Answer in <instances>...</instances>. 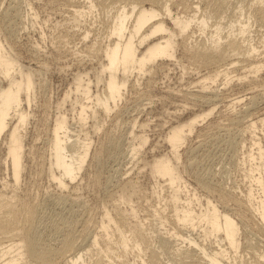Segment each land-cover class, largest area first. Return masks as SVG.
<instances>
[{"label":"rangeland","instance_id":"374dc122","mask_svg":"<svg viewBox=\"0 0 264 264\" xmlns=\"http://www.w3.org/2000/svg\"><path fill=\"white\" fill-rule=\"evenodd\" d=\"M201 1L203 10L198 13L197 18H207L209 28L202 31L194 22L187 32L185 42L190 45L211 42V38L217 37L216 28L219 25L222 28L218 33L222 40L226 41L231 33L238 32L235 27L234 30L230 28L228 18L240 20L241 24L248 25V34L251 32V38H247L262 52L256 61L264 63V21L255 18L254 12H249L259 5H264V0ZM195 2L199 4L200 0ZM171 3L174 16L190 18L195 14L185 0H172ZM219 3L234 9L241 7L244 13H230V10L228 12L227 9H220ZM72 4L71 0H0V36L6 50L19 65L37 71L34 77L36 85L31 92L32 102L27 106V100L24 98L21 105V109L28 113L29 118L25 125L26 130L23 131L27 150L23 159L21 179L17 184L13 180V170L7 160V150L3 145L0 147V191L9 197L13 196V202L18 205L17 218L15 215L18 236L25 241L27 232L36 226L41 230L40 242L48 244L44 246L49 249L61 246L58 228L65 227L72 231L76 245L91 243L97 238L101 248L91 247V252L86 258L87 264L97 259H106L103 252L108 246L113 247V259L116 264H123L120 261L122 258H126L127 264H165L161 259V249L165 250L166 258L178 261L177 246L163 244L158 234V231L165 230L164 227L161 228V215H157V210L166 203L165 212L170 214V209L173 212L172 193L169 188L162 187L165 185L163 179L166 178L160 180L150 173L151 164L163 155H171V146L166 137L173 126L184 124L190 118L215 108L212 115L204 120L200 118L201 123H197L193 133L183 139L179 149L180 171L184 180L190 184L191 196L201 200V204H197V200L194 201L197 210H207V200L210 199L220 211H226L239 222V215L249 212L244 208L241 211L231 209L238 208L235 207L236 204L242 202L252 185L257 189L256 183L251 182L253 179L249 170L255 166L249 158L258 156L257 149L254 146L251 148L250 131L246 129L241 132V129L246 127L244 124L246 125L248 120L264 114V68L256 77H252L253 74L249 72L253 66L251 59L235 55L232 58L240 62L230 66V77L233 78L227 86L223 85L226 76L217 78V82L212 86L214 89L218 87L219 95L211 105L195 101L193 96L186 98L183 96L185 90H200L197 81L203 76L214 74L216 67L207 66L199 59H189L181 52L179 37L176 43L177 60H160L155 63V67L168 65L172 69L168 71L167 77L163 72L156 75L149 73L137 83L138 75L134 74L122 89V96L116 105L112 103L111 112L107 113L102 107L94 111L97 100L100 103L106 96L104 83L98 82V73L102 69L103 48L110 41L115 10L109 11V14L107 9L95 2L92 11L80 19L79 27L70 21L69 10L73 9ZM144 5L152 6L147 1ZM2 15L5 21H1ZM224 16L228 17L222 18ZM86 31L89 32L87 39ZM92 43L95 44L94 49L89 47ZM35 46L39 48V52L35 50L37 53L33 49ZM243 75L249 78L238 81V77ZM81 77L86 82H91V100L84 98V94H79L80 91L77 90ZM0 86H7L1 76ZM252 86L255 87L254 90L250 89ZM250 93H256L255 99H250ZM240 96L244 98L242 102L234 106L229 105L230 102L227 103L236 97L241 98ZM83 103L92 109L87 110L88 119L82 126L79 110ZM59 116L67 117L71 134L80 135L82 142L83 138H90L93 142L91 155L78 179L72 188L64 191L58 190L47 170L53 130ZM234 117H241L242 121L234 123L233 126L230 118ZM219 122L223 125L220 126L223 130L216 127ZM144 123L148 125L143 129L140 126ZM96 125H100L99 131ZM224 126L229 128L224 130ZM132 127L135 134L137 132L138 135L148 136V142L138 155V160H132L128 154V149L134 142ZM140 128L143 130L140 131ZM257 134L262 139L264 151V124H258ZM135 142L139 143L138 140ZM194 148L196 150H193ZM260 162L263 168L264 160L258 163ZM198 175L206 179L210 177L213 184L218 183L215 185H221L220 187L234 192L235 197L223 199L216 193L203 190L198 185ZM131 209L136 211L139 220L148 222V231L155 234L144 244V251L129 248L126 253H122L119 250V234L114 225L109 229V234L114 235L113 240H110V244L105 241L107 236L102 219L106 211L116 216L117 213L127 215ZM28 212L32 216L26 220L25 215ZM0 213L3 211L0 210ZM161 217L166 221L165 228H177V222L172 215L168 219ZM260 222L255 216V220L241 224L239 233L242 245L237 264H264V231L260 228ZM195 232L193 236L205 238ZM207 245L213 250L216 249L215 240L212 238L207 240ZM65 253L73 254L74 250ZM27 263L29 258L25 257L22 264ZM16 264L21 263L19 261Z\"/></svg>","mask_w":264,"mask_h":264},{"label":"bare ground","instance_id":"6f19581e","mask_svg":"<svg viewBox=\"0 0 264 264\" xmlns=\"http://www.w3.org/2000/svg\"><path fill=\"white\" fill-rule=\"evenodd\" d=\"M71 1L73 3L71 6L73 9L69 10L71 15L70 21L79 27L81 25L80 19L92 11L95 2L107 9V12L115 10V18H113L114 26L111 28L110 41L103 48V55L101 56L102 69L98 73V82L104 83L106 96L105 100L100 103L97 100V105L93 109L94 111L102 107L107 113L111 112L113 109L112 103L114 106L116 105L117 100L122 96V89L127 86V83L134 74L138 75L137 83H139L143 76L149 73L156 75L163 72L167 77L168 71L170 72L172 69L168 65L155 67V63L160 60L170 62L177 60L176 43H178L179 37L181 38L179 44L181 52L187 55L189 59L191 58L197 61L199 59L201 63H205L207 66L216 67L214 74L203 76L201 80L197 81L201 88L200 90H185L183 96L186 98L193 96L192 98L195 101L207 102L211 105L214 98L216 96L218 98L219 95L218 87L214 89L212 86L217 82V78L221 75L226 76L224 86L229 85L233 78L230 77V66L240 62L232 58L235 55H243L249 58L247 60L251 59V65L253 66L249 72L253 74L252 77H256L261 69L264 68V63L256 61L259 60L258 58L262 52L247 38L248 36L251 38V32L248 34V25L241 24L242 22L240 20L235 21L228 18L230 28L234 30L235 27V31L238 32L231 33L226 41H223L222 36L218 33L222 28L219 25L216 28L217 37L214 39L211 38V42L192 45L185 42L187 32L191 29L194 22L202 31L209 28V20L207 18H203V16L199 19L197 18L198 13L203 10V4H201L203 2L201 0L199 4H196L195 0H185L195 13L190 18L174 16L172 0ZM146 1L150 2L152 6H145L144 2ZM222 2H225V0H222ZM218 7L220 9H227L228 12L230 10V13L233 14L244 13L241 7L234 9L224 3H219ZM249 12H254L253 16L255 18L264 21V5H259L256 9L254 8ZM226 17L228 16L222 18ZM5 20L4 15H2L1 21ZM199 20L201 21L199 22ZM235 22L239 26H236ZM88 33L86 31L85 39H87ZM89 47L94 49L95 44L92 43ZM33 49L39 52L38 46H35ZM36 74V70L18 64L17 60L6 50L0 36V76L7 82V86H0V147L3 145L7 150V160L13 170L15 184L21 179L23 159L27 150H25V133L23 131L26 130L25 125L29 115L25 110L21 109V105L24 98L27 100V106L32 102L31 92L36 85L34 81ZM247 78H249L247 75L239 76L238 81ZM90 83V81L86 82L81 77L77 85V90L80 91L79 94H84V98L87 100H91ZM250 89L254 90L255 87L252 86ZM255 94H251V100L255 99ZM242 99L244 100L242 97H236L226 102L228 104L230 102L229 105L234 106L242 102ZM89 108L92 109L91 106ZM89 108L88 105L83 103L81 110H79V121H81L82 126L88 119L87 110ZM214 110L215 108H211L206 113L190 118L184 124L173 126L166 137V140L171 146V155L166 154L155 159L150 167V173L154 177L160 180L166 178L165 180L163 179L165 185L162 187L171 190L170 193H172V201L174 204L173 212L170 209V214H168L164 210L166 204L164 203L159 207L160 210H157V215H161L166 219L172 215L177 222V228L173 230H171L172 228L167 229L165 228L166 221L162 220L160 216V222L163 225L161 228L164 227L165 230L163 232L158 231L162 243L165 245H176V255L179 257L178 261L166 258L164 256L165 250L161 249L163 253H161V259L164 260L165 264H237V257L240 254L242 245L239 233L241 224L255 220L256 216L261 220L260 228L264 231V164L262 168L261 162L258 163L264 160V151L262 148V139L257 134L258 124H264V114L252 119L249 118L250 120L246 122V125L244 124L245 122H242L246 127L241 129V132L246 129L250 131L251 148L254 146L258 151L257 157L252 156V158H249V160L253 161V166H255L249 170L251 172L250 177L253 179L251 180L249 178V180L253 184L256 183L257 189H254L252 185L248 194L243 197L242 202L236 204L235 207L238 208L233 207L234 209L231 210L241 211L244 208L251 214L242 212L239 215V222H237L226 211H220L218 206L210 199L207 200V210H197L194 201L197 200V204H201V200L198 197L191 196L190 184L182 177L183 175L179 165L181 160L179 149L182 141L193 133L200 118L203 120L206 119L213 114ZM240 118H230L231 125L234 123L237 124L239 121L241 122L242 120ZM134 123V126H136L137 122L135 121ZM147 125V123H144L140 127L144 129ZM220 126H223L221 122L216 124L217 128ZM227 127L229 128V126ZM226 128L224 126V130ZM96 129L99 131L101 129L100 125H96ZM143 129L140 128V131ZM220 129L223 130L222 127ZM81 130L83 131V127ZM70 132L67 117H57L53 130V138L51 140L52 145L47 170L50 173L51 180H53L60 191L73 187L72 185L78 179L84 164L91 155V148L93 146L90 138H83L82 142L80 135L74 136ZM134 132L135 130L132 127L131 133L134 134L132 136L134 142H130L131 146L128 149L129 157L132 160L137 159L142 148L148 142V136L138 135L137 132L136 134ZM135 140H138L139 143L135 142ZM80 145L82 146L81 148ZM193 150L196 149L194 148ZM255 172H257L256 175ZM209 178L206 179L198 175L199 187L209 191V193H216L223 199L235 197L234 192L227 190L225 187H220L221 185H215L218 183L213 184L210 180L211 178ZM17 207L18 205L13 202V196L9 197L0 191V210L3 211V213H0V264H16L19 261L22 264L25 257L29 258V263L27 264H87L86 258L91 252V247L99 246L101 248L97 238H94L91 243H80L76 245V239L72 231H68L65 227L58 228L57 230L58 238L61 239L62 243L56 249L46 248L44 245L48 246V244L40 242L41 230L36 226L27 232L26 240L22 241L15 228V215L17 218L19 214ZM31 216L32 214L28 212L25 215V219L29 220ZM102 225L105 229V236H107L105 237V241L108 244H110V240H113L114 236L113 234H109V229L112 225L115 226L119 234V250L122 253H126L129 248L137 249L140 252L144 251V244L155 234L148 231V222L137 218L134 209H131L127 215L117 213L116 216L106 211L102 219ZM195 231L199 233V236H204L205 238L193 236L196 233ZM185 234L187 235L184 236ZM3 238H8L9 240H2ZM210 238L215 240V250L207 245V240ZM70 250H74V253L69 255L65 253ZM103 254L106 259H97L89 264H116L113 259V247L108 246ZM58 260L63 262H59ZM120 261L123 264H127L126 258H122ZM141 262H143V258H141Z\"/></svg>","mask_w":264,"mask_h":264}]
</instances>
